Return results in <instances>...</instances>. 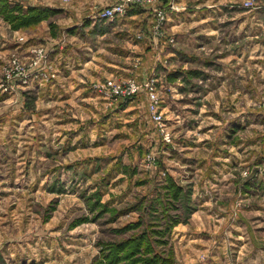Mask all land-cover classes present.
Instances as JSON below:
<instances>
[{"label":"rangeland","instance_id":"obj_1","mask_svg":"<svg viewBox=\"0 0 264 264\" xmlns=\"http://www.w3.org/2000/svg\"><path fill=\"white\" fill-rule=\"evenodd\" d=\"M95 18L106 23L83 31L107 29L109 64L91 75L89 62L91 98L61 103L45 91L66 67L32 50L50 53L32 33L41 21L15 29L0 15V229L23 232L15 264H106L107 245L134 237L120 264H264V0H155ZM169 172L194 209L182 200L161 233L171 211L139 204Z\"/></svg>","mask_w":264,"mask_h":264},{"label":"crops","instance_id":"obj_2","mask_svg":"<svg viewBox=\"0 0 264 264\" xmlns=\"http://www.w3.org/2000/svg\"><path fill=\"white\" fill-rule=\"evenodd\" d=\"M12 1H20L27 6H44L48 8L55 9V12L52 13L48 18L42 20L37 27L32 30L35 38L39 40L44 39V43L50 49L49 57L50 60L53 59L54 62L61 63L62 66H65V69L61 70V74L58 79L55 81L48 83L47 90L45 93H49L45 98L59 100L61 103H66L67 101H83L84 99L90 96L87 91V85L85 84L86 78L84 75L85 70L89 71L92 65H89V62L93 63V71L100 72L102 69L99 65L104 67V64H109L106 61L104 63H100L99 57H104L103 52H113V47L111 45H102L99 40L100 37L104 36L107 33V29H99V33L96 34L97 38L93 39V41L87 36L90 33L97 32V30L92 29V31H83L88 30V27L98 26L100 22H105L104 19H97L94 17L95 10L99 9V7H103L104 5L110 4L112 0H12ZM135 14L131 13L130 15ZM103 20V21H101ZM108 22V21H107ZM6 24V23H5ZM6 27L8 25L6 24ZM22 29H17L19 35ZM59 36V39L57 38ZM112 44L109 41L108 44ZM113 45V44H112ZM80 50H83V53L86 56H81ZM102 50V51H101ZM115 54V53H114ZM126 58V57H125ZM72 60V62H71ZM76 62V64L74 63ZM74 63V64H73ZM116 65V64H115ZM110 72L115 73L116 67H110ZM126 69V68H125ZM109 72V73H110ZM84 75V76H83ZM82 79L84 81H82ZM43 88V87H42ZM43 90V89H42ZM86 92V93H85ZM92 93V92H90ZM94 103V101H93ZM95 103H98L95 101ZM77 116V115H72ZM78 117H69L66 119L67 121H79ZM243 118V117H242ZM236 119V117H234ZM232 119L231 121H233ZM226 121V119H225ZM238 123H230L231 137L238 136L239 130L238 124H241L240 120H237ZM228 127V126H227ZM225 129L219 131V144L222 143L223 138H227L229 135L224 133ZM230 133V134H231ZM235 134V135H233ZM234 138V137H232ZM141 148V145L139 146ZM217 155L213 152L210 155V160L213 161V157ZM163 156V155H161ZM123 164H129L123 162ZM224 165V163L222 164ZM200 169L203 170V167L208 170V164L200 163ZM134 169V167H133ZM162 169V168H161ZM226 170V168H225ZM160 171V170H159ZM137 171H134L136 174ZM169 174L181 185L183 183L179 182L178 177L169 172ZM168 174V175H169ZM142 181V182H138ZM138 181H135V184H143V180L140 178ZM191 184L192 182L189 181ZM191 188L193 185L191 184ZM192 193V189H191ZM191 199H193L191 195ZM11 218V217H9ZM1 228L4 226V221H0ZM4 231V230H3ZM23 233V232H22ZM22 233L15 234L10 238L3 239L2 230L0 229V264H15L17 261V256H15L19 251H21V247H23V243H20V235ZM28 243V242H27ZM25 242V245L27 244ZM10 250V251H9ZM24 264V263H23ZM26 264V263H25Z\"/></svg>","mask_w":264,"mask_h":264},{"label":"trees","instance_id":"obj_3","mask_svg":"<svg viewBox=\"0 0 264 264\" xmlns=\"http://www.w3.org/2000/svg\"><path fill=\"white\" fill-rule=\"evenodd\" d=\"M54 12L55 9L44 6L36 5L23 7L18 3H11L9 2V0H0V15L4 16L6 21L12 26V28L15 29L28 27L32 24H37L40 21L48 18ZM165 179V183H162L160 185V191L156 192L150 198L145 197L143 199H140L139 204V209L141 212H148L150 210V213L153 214L152 216L154 217L160 216V212L163 210L171 211L172 215H170L169 217V219L171 220L166 225L167 227H165V230L161 233L168 232L177 222L180 221V218H182L183 214L177 207V204L182 200L185 201L184 208L186 209V215L190 214L194 209L191 203L193 201L191 197H189V195L191 194L190 188H184L170 174H167ZM135 227V223L132 222L120 229L126 231ZM120 229H116V231L120 232ZM155 232V230H152V233ZM141 236L142 234L139 233L137 237L140 238ZM135 239L136 237L131 238L128 241L116 242L109 246L107 245L108 253L104 255V261L106 262V264H120L122 259H127L128 257L133 256L136 251L132 253H124V258L121 257V254L123 253L124 249L128 248L133 243ZM136 249H139V247L137 246ZM131 262L126 264H132Z\"/></svg>","mask_w":264,"mask_h":264},{"label":"built area","instance_id":"obj_4","mask_svg":"<svg viewBox=\"0 0 264 264\" xmlns=\"http://www.w3.org/2000/svg\"><path fill=\"white\" fill-rule=\"evenodd\" d=\"M155 0H116L112 4L107 5L106 7H103L101 11H99L97 14H94L95 16H99L101 18H107V19H112L114 17H117L119 15H122L123 13L126 12L127 8H129L132 5H142L144 3H152ZM158 15L161 16L160 12H158ZM22 39V37H21ZM34 52L37 53L36 59L37 58H46L48 57V53H44L43 50L40 47H35ZM146 87H148L150 90H153L152 83H146ZM129 86L131 89H135L134 83L130 82ZM151 97H155V93L152 91L151 92ZM153 103H157V101H153ZM153 107L156 106L154 104H151ZM156 118H160V116H155ZM166 140L168 141L169 138L165 137ZM149 158H153L150 157Z\"/></svg>","mask_w":264,"mask_h":264}]
</instances>
